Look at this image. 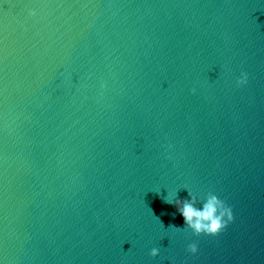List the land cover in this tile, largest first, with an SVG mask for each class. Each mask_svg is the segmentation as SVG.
<instances>
[{
    "label": "water",
    "instance_id": "water-1",
    "mask_svg": "<svg viewBox=\"0 0 264 264\" xmlns=\"http://www.w3.org/2000/svg\"><path fill=\"white\" fill-rule=\"evenodd\" d=\"M0 264H264V0H0Z\"/></svg>",
    "mask_w": 264,
    "mask_h": 264
},
{
    "label": "clouds",
    "instance_id": "clouds-1",
    "mask_svg": "<svg viewBox=\"0 0 264 264\" xmlns=\"http://www.w3.org/2000/svg\"><path fill=\"white\" fill-rule=\"evenodd\" d=\"M247 80L248 74L243 73L238 80V84L244 85L247 83ZM193 92H195V89H193ZM189 196L191 199H180L178 198V193H171L163 197V199L165 203L174 204L177 207L179 213L183 215L185 225L195 235L218 236L234 221L233 208L218 195L209 192L202 203V207L197 206V197L190 191ZM160 222L163 224L161 220ZM169 227L177 231L184 230V227L180 228L175 225H169ZM188 251L193 254L197 253L198 245L196 243L189 244ZM159 252V248H153L150 254L155 257L159 255Z\"/></svg>",
    "mask_w": 264,
    "mask_h": 264
}]
</instances>
